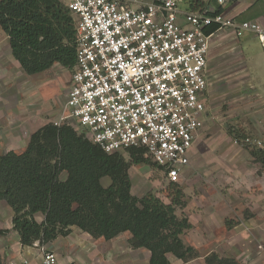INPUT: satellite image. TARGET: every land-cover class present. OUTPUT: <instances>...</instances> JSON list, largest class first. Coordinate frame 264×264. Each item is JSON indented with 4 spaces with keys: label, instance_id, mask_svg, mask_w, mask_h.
<instances>
[{
    "label": "rangeland",
    "instance_id": "1",
    "mask_svg": "<svg viewBox=\"0 0 264 264\" xmlns=\"http://www.w3.org/2000/svg\"><path fill=\"white\" fill-rule=\"evenodd\" d=\"M61 1L68 4L70 0ZM254 11L264 12V0L257 1ZM209 68L207 122L178 184L185 206L176 208V215L187 217L192 224L182 240L193 246L199 257L184 263L170 256V264H205L204 259L212 253L234 258L239 264H264V169L250 155L257 149L243 141L264 137V48L253 34L236 38L222 32L212 43ZM10 70L14 72L15 88L0 91V105L11 108L5 112L29 117L27 133L58 121L72 72L59 65L37 76ZM20 129L9 140L12 146L6 145L5 139L2 144L0 139V152L19 149ZM125 158L130 160L129 156ZM130 176L134 196L142 198L152 193L164 203H171L172 185L162 170L134 164ZM60 178L64 180L66 173ZM102 183L107 187L111 182L104 178ZM12 218V209L4 202L0 204V231L7 232L0 234V264H21L22 256L23 260L26 254L31 258L42 249L54 251L60 264H148L143 253L129 246V234L105 241L73 227L68 236H60L50 244L25 247L13 230ZM35 219L43 220L41 216Z\"/></svg>",
    "mask_w": 264,
    "mask_h": 264
},
{
    "label": "built area",
    "instance_id": "2",
    "mask_svg": "<svg viewBox=\"0 0 264 264\" xmlns=\"http://www.w3.org/2000/svg\"><path fill=\"white\" fill-rule=\"evenodd\" d=\"M230 1L215 0L221 8ZM65 5L75 20L76 65L54 124L76 125L108 154L143 149L169 184H180L207 122L214 39L222 32L253 34L264 48L263 26L217 9L193 10L181 0ZM243 141L264 150V137ZM35 262L60 264L44 249Z\"/></svg>",
    "mask_w": 264,
    "mask_h": 264
},
{
    "label": "trees",
    "instance_id": "3",
    "mask_svg": "<svg viewBox=\"0 0 264 264\" xmlns=\"http://www.w3.org/2000/svg\"><path fill=\"white\" fill-rule=\"evenodd\" d=\"M222 11L220 7L218 12ZM0 27L27 75L42 74L56 65L74 70L75 20L61 0H2ZM77 130L76 125L50 122L31 135L22 153L0 154V202L12 209V226L21 245L50 244L75 227L105 241L129 233L133 250L150 253L148 264H170V256L184 263L198 258L196 249L182 240L192 224L176 215V208L185 206L181 188L172 185L170 204L152 193L134 196L131 166L162 168L143 149L108 154ZM250 155L264 169V150H252ZM104 178L110 179L107 187ZM36 216L43 220L38 222ZM204 263L239 264L216 253L206 256Z\"/></svg>",
    "mask_w": 264,
    "mask_h": 264
},
{
    "label": "crops",
    "instance_id": "4",
    "mask_svg": "<svg viewBox=\"0 0 264 264\" xmlns=\"http://www.w3.org/2000/svg\"><path fill=\"white\" fill-rule=\"evenodd\" d=\"M1 1L2 0H0V2ZM257 1L258 0H251V2L249 0H231L225 7H222L223 9L222 13H224L228 18H234L240 22L256 21L260 23L264 28V12L263 11L251 12L254 9ZM183 2L184 4H187L193 10H198V9H217L218 10L220 8L219 6H217L215 0H183ZM10 68L13 71L15 69H18L17 72L19 71L23 76L27 75L22 70L18 62H16V60L14 59L12 50L10 47L9 39L0 27V91L6 92V91H9L10 89L15 88L13 84V74H12L14 72H12ZM34 76H37V75H34ZM9 109L11 108L0 105V114H1L0 115V124H1L0 139L2 140V144L5 143V140H6L5 144L12 146L13 143L10 142L9 140L13 138L12 136H13V133H15L14 131L18 130V128L21 127L22 130L21 129L20 130L22 131V134L21 133L20 134L17 133V134L19 136V139L21 140L20 143L22 144H20V147L18 150L10 149L9 151H14L16 153H22L26 149L32 133H34L36 130L32 132L30 131L29 133H27L28 130L30 129L29 117H25L23 115L21 116L20 115L18 116L8 115L7 113H10V111L6 113L5 110H9ZM4 118H5V122L3 121L1 122V120H3ZM16 118H19V120H17ZM16 124L17 126H15ZM8 129H9V132H7ZM3 153H4L3 151L0 152V154H3ZM2 203L3 202H0V204ZM125 234H129V233H125ZM122 235H120L119 237L115 239L120 238ZM130 238H131V235L129 236L128 240ZM134 251H136L139 254L143 253V255L146 256L147 263H149L150 253L148 251L144 249H139V250H134ZM30 254H32V252L29 253V255ZM39 256H40V253L32 257L33 258L36 257L35 260H37ZM25 257L26 258L24 260H23V256L20 258L22 261L21 264H25L26 261L32 264L36 263L35 260H32L33 259L32 257L29 258L27 254L25 255Z\"/></svg>",
    "mask_w": 264,
    "mask_h": 264
}]
</instances>
